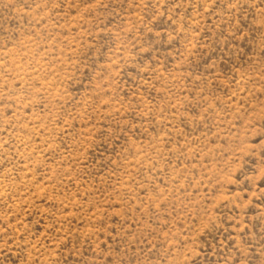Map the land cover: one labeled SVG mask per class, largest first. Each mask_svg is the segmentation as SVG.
I'll list each match as a JSON object with an SVG mask.
<instances>
[{
	"label": "rangeland",
	"instance_id": "obj_1",
	"mask_svg": "<svg viewBox=\"0 0 264 264\" xmlns=\"http://www.w3.org/2000/svg\"><path fill=\"white\" fill-rule=\"evenodd\" d=\"M0 264H264V0H0Z\"/></svg>",
	"mask_w": 264,
	"mask_h": 264
}]
</instances>
